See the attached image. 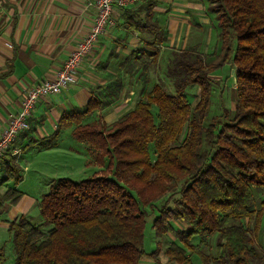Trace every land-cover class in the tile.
Here are the masks:
<instances>
[{"label": "trees", "instance_id": "obj_1", "mask_svg": "<svg viewBox=\"0 0 264 264\" xmlns=\"http://www.w3.org/2000/svg\"><path fill=\"white\" fill-rule=\"evenodd\" d=\"M208 1L223 51L218 63H206L196 48L173 51L166 68L172 92L160 84L148 91L143 86L133 107L114 122L100 114L89 120L117 99L123 74L130 79L138 70L143 84L157 64L165 33L154 20V0H146L144 16L130 17L128 26L152 35L153 42L120 62L122 74L94 88L83 108L63 112L52 134L26 144L52 148L61 131L71 128L100 169L79 180H53L37 204L40 222L24 215L9 222L13 264H139L145 255L163 264L158 259L163 239L167 264H193V254L203 264L261 263L255 239L264 234V194L256 207L254 190L264 191V0ZM225 63L234 68V108L222 105L209 119L211 74ZM10 151L0 157V186L8 181L13 186L0 194V207L22 197L16 188L22 169ZM173 195L178 197L170 206ZM148 211L156 213L152 228L158 239L149 254L144 250ZM252 219L254 235L242 222ZM176 220L189 228H176ZM213 236L214 257L201 250Z\"/></svg>", "mask_w": 264, "mask_h": 264}, {"label": "crops", "instance_id": "obj_2", "mask_svg": "<svg viewBox=\"0 0 264 264\" xmlns=\"http://www.w3.org/2000/svg\"><path fill=\"white\" fill-rule=\"evenodd\" d=\"M95 1L0 0V134L6 128L9 117L19 110L27 89L42 80L53 79L76 43L90 31L95 17ZM145 2L136 0L129 11L116 5L113 7L116 24L99 35L92 51L77 68L76 82L60 93L38 101L29 117L30 129L19 134L10 147L11 151L17 148L21 154L29 141L52 134L63 112L83 108L94 95V88L122 74L120 62L128 58L133 50L148 47L153 42L152 35L136 32L128 26L130 17L144 16ZM207 8L204 0H154V20L165 33L164 41L158 46V56L188 48L205 51L206 44L212 40V21ZM232 72L234 74V68ZM123 77L124 85L117 99L102 111L95 112L102 115L107 123L114 122L136 102L132 101L134 89L128 84L129 76L123 74ZM234 95L236 97L235 78ZM68 129L71 133V128ZM62 131L54 147H31L41 151L60 150ZM61 152L69 155L73 148L62 149ZM20 182L16 185L22 192L19 201L14 205L6 202L0 207V229L6 232L11 220L21 215L28 217L27 202L38 204L37 198L28 200L30 196L19 188ZM12 186V181L0 186V194ZM173 225L183 230L189 228L187 223L179 220L173 221ZM168 236L176 241L173 235ZM258 238H261V232ZM262 246L259 247L260 252H263ZM139 264L152 262L140 260Z\"/></svg>", "mask_w": 264, "mask_h": 264}, {"label": "rangeland", "instance_id": "obj_3", "mask_svg": "<svg viewBox=\"0 0 264 264\" xmlns=\"http://www.w3.org/2000/svg\"><path fill=\"white\" fill-rule=\"evenodd\" d=\"M205 4H207L209 8V1L204 0ZM209 16L212 21V25L210 28L212 29L211 36L212 40L206 44L205 51L200 52L203 55L206 63H218L219 60L222 59V49L221 43L217 41V20L213 12L209 9ZM234 44V42L232 43ZM189 49V48H188ZM191 49V48H190ZM197 49V48H196ZM199 52V50H198ZM172 57V54L166 53L164 56H158L157 64L152 66L149 74L147 76L146 83L143 82V79L146 80L145 77H138V70L134 72V75L129 79V85H131L134 89V94L132 96V101L139 99L141 90L140 88L144 86V91L150 90L155 84L162 85L168 92H172V83L171 80L166 75V68L169 64V61ZM120 62V61H119ZM233 68L231 63H225L223 66L219 67L215 71L212 72L211 76L213 78V92H212V100L211 107L208 118L215 115H219L221 112V106L224 105L231 111L234 108L235 95H234V78H233ZM223 86V87H222ZM197 87L189 88L190 99L192 105L195 104L196 98L194 94L197 93ZM222 88V93L220 91ZM118 117V116H117ZM97 118V114L94 113L90 116L89 120H95ZM61 149L55 151H41L32 148L31 146L24 147L22 153L20 154V158H17L16 161L19 163L21 167L23 180L19 184V188L26 192L30 197L29 201L33 198H37L40 200L41 195L48 190L49 184L58 178H69L72 180H79L86 177H89L93 174L99 172L100 167L92 160H88L89 154L87 153L86 146L80 141L76 140L70 133V129L66 128L62 131V140H61ZM69 147L73 148V152H70L69 155L62 154V149H68ZM152 158L153 157V149L150 148ZM62 164H67V167L62 166ZM264 194L263 188L254 190V198H255V206H259V202ZM32 197V199H30ZM166 196L160 201L156 203V205H160L165 202ZM178 197V195H173L170 199H168V204L170 206H174V200ZM27 214L31 222L38 223L41 221V216L38 211L37 204L35 202L26 204ZM155 212L151 213L148 211V215L146 217V225L144 229V250L147 254L152 252L157 247V241L154 234V230L152 228V220L155 216ZM245 225H248L249 231L252 235L253 232V219L247 223L246 220L242 221ZM263 228H264V220H263ZM263 232V231H262ZM261 232V238L258 236L255 239V242L261 247L264 253V234ZM169 236L166 237V239ZM261 242V243H260ZM164 239L161 241L162 251L159 254V261L165 264L167 261L166 256L163 253V249L165 245H163ZM216 236H213L209 244L204 245L202 247V252L205 254H209V256H215V244ZM0 248L4 253V261L3 264H13L14 262V250H13V241L12 237L9 235L8 231L4 229H0ZM149 261L151 260L152 264H156L151 257L145 255L141 258V261ZM192 261L194 264L202 263V259L197 254L192 255ZM210 264H220L219 262H213L209 260ZM167 263V262H166ZM203 264V263H202ZM264 264V255L261 263Z\"/></svg>", "mask_w": 264, "mask_h": 264}, {"label": "built area", "instance_id": "obj_4", "mask_svg": "<svg viewBox=\"0 0 264 264\" xmlns=\"http://www.w3.org/2000/svg\"><path fill=\"white\" fill-rule=\"evenodd\" d=\"M135 2L136 0H96L94 2L95 17L90 31L76 43L53 79L42 80L27 89L19 110L9 117L6 128L0 134V157L8 152L19 134L30 129L29 117L42 97L58 94L66 86L76 82L77 68L92 51L99 35L106 28L116 24L113 7L116 5L127 8L133 6ZM10 153L17 159L20 150L15 148Z\"/></svg>", "mask_w": 264, "mask_h": 264}]
</instances>
